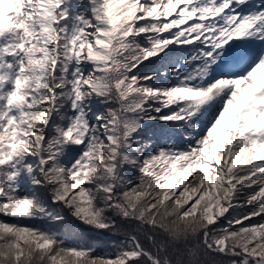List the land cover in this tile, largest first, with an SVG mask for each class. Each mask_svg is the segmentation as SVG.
<instances>
[{"label":"snow or ice","instance_id":"snow-or-ice-1","mask_svg":"<svg viewBox=\"0 0 264 264\" xmlns=\"http://www.w3.org/2000/svg\"><path fill=\"white\" fill-rule=\"evenodd\" d=\"M0 264H264V0H0Z\"/></svg>","mask_w":264,"mask_h":264},{"label":"trees","instance_id":"trees-1","mask_svg":"<svg viewBox=\"0 0 264 264\" xmlns=\"http://www.w3.org/2000/svg\"><path fill=\"white\" fill-rule=\"evenodd\" d=\"M89 243L95 244L100 249H104L105 247H107L109 241L107 240V238H95V236H92L89 237Z\"/></svg>","mask_w":264,"mask_h":264},{"label":"rangeland","instance_id":"rangeland-1","mask_svg":"<svg viewBox=\"0 0 264 264\" xmlns=\"http://www.w3.org/2000/svg\"><path fill=\"white\" fill-rule=\"evenodd\" d=\"M96 238V237H95ZM106 248V247H105Z\"/></svg>","mask_w":264,"mask_h":264}]
</instances>
